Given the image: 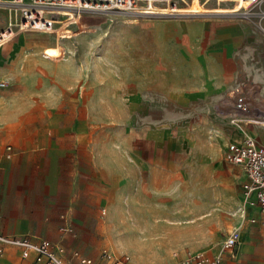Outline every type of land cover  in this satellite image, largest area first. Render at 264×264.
<instances>
[{"label":"crops","instance_id":"crops-1","mask_svg":"<svg viewBox=\"0 0 264 264\" xmlns=\"http://www.w3.org/2000/svg\"><path fill=\"white\" fill-rule=\"evenodd\" d=\"M248 8L253 16L226 23L154 20L136 33L134 70L119 62L100 86L87 59L84 70L79 57L26 52V36L2 47L0 233L60 241L93 264L103 252L109 264L115 250L128 264H175L172 251L198 252L193 237L214 226L207 212L241 206L240 185L235 196L223 188L226 146L247 136L264 145L257 121L222 109L232 98L236 112L238 88L251 116L264 118V0ZM95 108H118L115 126L96 125ZM111 118L107 110L102 121ZM226 163L241 184V168ZM170 183L171 200L161 196ZM248 212L258 222L241 218L221 264H264L262 216ZM19 261V249L0 242V264Z\"/></svg>","mask_w":264,"mask_h":264},{"label":"rangeland","instance_id":"rangeland-1","mask_svg":"<svg viewBox=\"0 0 264 264\" xmlns=\"http://www.w3.org/2000/svg\"><path fill=\"white\" fill-rule=\"evenodd\" d=\"M215 3L216 1L209 0L207 1V3H205L204 8L208 10L218 6H229L223 5L221 2L219 5H212ZM191 4H193V0H189L187 5L176 6V8L182 6L189 7ZM228 4L231 5L232 3L230 2ZM72 10L75 15H73L72 18L68 19V16L61 15H68L69 13L59 11L58 13L54 14L56 23H54L53 29H58L59 31L57 32H51L49 34L48 32H24L27 34H39V36L36 38L31 35L29 37L27 36L26 52L37 50L40 53V56H44L52 60L64 57H79L82 59V64H84L83 67H80L84 70L86 69V61L88 60L90 64L89 67L94 68L95 84L99 86L103 84V79H108V75L111 72H116V68L118 67L119 62L123 63L125 69H127L128 71L134 70L135 55L138 51V48L135 44L136 33L140 30L147 31L148 27L151 25V23H153L154 20H169L171 19L172 15L175 14L176 16H211L216 17V21L218 23H226L228 20L232 21L236 17L253 16L252 11L249 10V8L229 15H222L219 13L211 12L200 14L181 13L179 11H176L175 9L174 12L176 13L150 17L117 10H80L78 11V16L76 14L78 13L77 9ZM2 11H0V26H4L6 23V20L1 16L3 13ZM44 14L47 17L52 15L47 12H45ZM224 18L231 19L226 20ZM15 37H17L15 41L11 42V38L10 41L3 44L4 50L9 48L10 42L11 44H14L16 41H19L20 44L23 41V37L21 34L16 35ZM15 47L18 46H16L15 44ZM4 61L5 58L0 52V65H2ZM128 86H132V84L128 83ZM233 104L234 100L231 98L228 101L224 102L222 109L229 112V114L231 115H240L239 118H242L243 120L257 121V127H259L261 131H264V118L252 117L251 107H249L248 113L250 116H247L248 114L233 112ZM107 110L110 112V116L112 117L110 123L102 121V119H104V112L106 114ZM107 110L103 108H95L96 125L112 128L113 126H115L113 122L116 121L115 117H117L119 109L111 108ZM233 139L234 138H232V140ZM259 140L260 142H262L261 139ZM150 146H152V144H150ZM221 157L222 158L220 164L222 165L223 172L226 173V177L224 178L223 182V188H225V190H227L229 194L235 196L237 193H239V182L241 181V177H238L236 171L231 169L230 165L225 162L223 154ZM178 172L179 171L176 168L174 170L175 177H177ZM171 184L172 183H170L169 188H167L169 190V193H164L163 195H161L163 198H168L171 200L176 195V189H174V185L171 186ZM158 187L159 189L162 188L159 182ZM207 216H215V220L213 221L214 226L208 225L206 229L201 230L199 236L193 238L197 241V243H202V248H205V250L208 249V251H204V249L200 248L198 249V252L207 255L222 252V255H224L223 253L226 251H221V244L223 240L228 236V232L232 231L233 229H235V227L240 225L242 219L239 214V209L230 212L226 208H222L220 210V213L216 215L208 211ZM109 238L110 241L108 243V246L111 245L113 247V243L111 241L112 239L111 237ZM260 239L262 240L261 237ZM115 251V257L121 255L120 253ZM174 252L175 251L171 252V256ZM191 253L195 252L192 251ZM233 253L236 254L237 250H234ZM224 257L225 256H223V258ZM143 259H146L150 264H153L149 261V259Z\"/></svg>","mask_w":264,"mask_h":264},{"label":"built area","instance_id":"built-area-1","mask_svg":"<svg viewBox=\"0 0 264 264\" xmlns=\"http://www.w3.org/2000/svg\"><path fill=\"white\" fill-rule=\"evenodd\" d=\"M189 1V0H188ZM261 0H221L231 2L237 7L247 9ZM187 0H0V10L16 18V23L6 20L4 26H0V41H8L10 34L21 32H47L51 26V20L45 16L46 8H69L80 10H117L128 13H136L142 16H161L160 6L169 5L172 7L186 5ZM13 35V36H14ZM0 82V86H4ZM236 101L234 109L241 114H247L248 105L244 98L239 95V89L234 90ZM9 149V147H8ZM226 162L241 168L244 179L240 184L242 195L239 208L240 217L246 219L250 224L258 222L256 214L248 212L256 209L262 216V238L264 239V145L250 136L245 137L240 143H229L224 152ZM238 231L235 228L228 233V236L221 244V251H232L238 242ZM0 242L5 245L19 249L20 261L17 264H93V260L83 257L76 250L67 255L64 246L60 241L48 239H31L28 236L4 235L0 233ZM108 254L103 252L96 264H106ZM176 259L175 264H221L222 252L207 255L204 253L186 252L179 255L173 253ZM129 257L120 255L112 257L109 264H128Z\"/></svg>","mask_w":264,"mask_h":264},{"label":"bare ground","instance_id":"bare-ground-1","mask_svg":"<svg viewBox=\"0 0 264 264\" xmlns=\"http://www.w3.org/2000/svg\"><path fill=\"white\" fill-rule=\"evenodd\" d=\"M207 1H209V0H202V1H199V0H193V4H191L189 7H186V6H182V7H178V8H176V7H172V6H167V5H164V6H160V11L161 12H159V13H161V14H163V15H166V14H170V13H176V12H174L175 11V9H176V11H179V12H181V13H192V14H200V13H207V12H211V13H235V12H237V10H238V8H240V7H237L236 5H229V6H218V7H215V8H212V9H206V8H204V5H205V3H207ZM216 2H219V1H221V0H215ZM187 4H188V0H187ZM186 4V5H187ZM198 5V6H197ZM181 6V5H180ZM242 8V10H244L243 9V7H241ZM57 9V10H56ZM0 11H2V10H0ZM59 11H62V12H66V13H69L68 15H61V16H68L67 17V19L68 18H72L73 17V15H75L74 13H73V10L72 9H69V8H63V9H58V8H46L45 9V12H47V13H50V14H52V15H50L49 16V19L51 20V26L50 27H48V30H47V32H48V34L49 33H51V32H57V31H59L58 29H53V26H54V23H56V19L54 18V14L55 13H58ZM3 13H2V17L4 18H6V19H9L8 17V13L7 12H4V11H2ZM78 12V11H77ZM78 16H79V12L78 13H76ZM10 21H11V23H16V18L14 19V15H11V19H9ZM23 33V34H22ZM39 33V32H38ZM38 33H33V34H27V33H24V32H21V33H19V34H21L22 35V37H24V36H26V38H27V36L29 37L30 35L31 36H34L35 38L36 37H38L39 36V34ZM19 34H16V35H19ZM14 34H10L8 37L9 38H11L12 37V39H11V42L12 41H15L16 39H17V37H15L16 35H14ZM9 41V40H8ZM5 42H7V40L6 41H0V52H1V49H2V47H3V44L5 43ZM2 54V53H1ZM249 113V112H248Z\"/></svg>","mask_w":264,"mask_h":264}]
</instances>
